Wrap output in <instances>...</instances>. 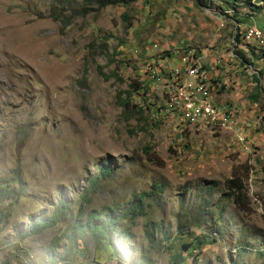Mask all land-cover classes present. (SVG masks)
Masks as SVG:
<instances>
[{"label":"rangeland","instance_id":"1","mask_svg":"<svg viewBox=\"0 0 264 264\" xmlns=\"http://www.w3.org/2000/svg\"><path fill=\"white\" fill-rule=\"evenodd\" d=\"M91 1L74 0L90 13L63 30L50 15L54 0H0V181L20 167L28 183L17 204H0V264H171L178 254L184 264H264V79H254L264 71L262 41L247 39L221 0ZM249 4L235 0L263 30L264 9ZM107 35V52L90 56ZM201 53L214 95L241 126L199 116L183 123L172 112L171 70ZM134 81L149 93L134 94L145 113L128 126L117 95ZM235 174L248 212L226 190ZM153 184L164 190L145 198V216L121 220L107 239L72 241L81 207L84 220L107 207L119 216ZM62 199L67 217L44 227Z\"/></svg>","mask_w":264,"mask_h":264},{"label":"trees","instance_id":"2","mask_svg":"<svg viewBox=\"0 0 264 264\" xmlns=\"http://www.w3.org/2000/svg\"><path fill=\"white\" fill-rule=\"evenodd\" d=\"M227 0L226 3L221 0L220 2L227 5L226 8H229L233 11L231 18H234L235 22L242 24H247V21L249 22V18L246 17V19H243L244 15L238 13L237 8H235V0ZM250 1L249 7L257 10H263L264 7H262L260 4L264 2L258 1L255 6H253V0H247V2ZM121 0H101L99 1V6L101 8H104L111 4H117L120 3ZM74 0H54V7L51 11V18L54 20H60L63 30L70 27L73 20L78 16H86L90 13V10L81 7L76 8L73 6ZM90 3L93 4V2L90 0ZM233 4V8L231 9L230 5ZM220 9V7H219ZM68 12V13H67ZM242 18V19H241ZM247 20V21H246ZM243 28V26H241ZM243 33L242 30L240 33L237 34V40L238 42H242ZM111 39L109 35L103 37V41L100 44L92 43L90 47V56L96 57L98 55H104L108 50V42ZM258 50V48H256ZM262 53V56H264V51H260ZM258 59H260L259 54L255 51L254 53ZM261 70V69H260ZM98 73L105 79L109 80L111 76L106 75L104 73V68L102 66H97ZM88 70L87 68L84 69V78L87 77ZM258 73V74H257ZM255 75V80L257 84H260V80L264 79V71L261 70L257 72ZM119 78V77H118ZM137 92H142L144 94L149 93V88L147 87V84H143L140 81H134L129 84V90L120 92L117 95V103L122 108V115L123 119L126 122L128 126L131 125V121L136 119L138 113H140V117H142V114L145 113L144 108L138 104H136L133 101V96ZM128 133L130 135H135L136 131L129 129ZM149 148H145V151L147 152ZM110 169L109 167H103L102 174L105 176H108ZM8 180H1L0 181V204L10 201L9 206H14L17 204L20 199L28 194V183L25 181L23 177V172L20 167L12 171V176ZM226 190L229 191L231 196H233V201L236 207L244 212L250 211V203L248 201L244 180L239 175H234L231 179L227 180L225 183ZM164 190V185H158L153 184L152 190L150 192H141L139 194L134 195V201L132 204L123 212L122 215L117 216V213L119 210H114L112 208H104L100 211L93 210L88 214L86 219L84 220V210L83 207L80 208L78 211L74 223L69 228V233L72 241L74 243H78L79 241L83 240L84 237L88 234H91L97 238L101 239H107L111 236L112 233H115L117 231V226L123 219H134L138 216H145V198L151 197V196H157ZM83 202H89L87 191L85 195H83ZM83 206V204L81 205ZM68 208L69 204L66 199H62L61 202L56 206L54 215L49 219V221L44 223V227H52L55 226L61 219H65L68 214ZM10 209L7 211L9 214ZM264 220V216H263ZM148 238L150 240H153V233L148 234ZM199 241V240H198ZM202 242L199 241V245H201ZM190 248V245H184V248ZM186 262V257H184L182 254L175 255L173 258L171 264H184Z\"/></svg>","mask_w":264,"mask_h":264},{"label":"built area","instance_id":"3","mask_svg":"<svg viewBox=\"0 0 264 264\" xmlns=\"http://www.w3.org/2000/svg\"><path fill=\"white\" fill-rule=\"evenodd\" d=\"M235 25H244L247 39L262 40L264 46V28L263 30L258 28L256 22L247 21V24L235 23ZM233 43L235 44L234 37ZM206 57L205 53L186 54L182 65L171 70L173 82L170 85L178 87V99L172 112L180 117L183 123H186L187 118L205 116V119L219 118L222 122L239 125L231 105L216 104L214 83L210 79V71L207 70L204 61Z\"/></svg>","mask_w":264,"mask_h":264},{"label":"crops","instance_id":"4","mask_svg":"<svg viewBox=\"0 0 264 264\" xmlns=\"http://www.w3.org/2000/svg\"><path fill=\"white\" fill-rule=\"evenodd\" d=\"M205 55H207L206 53H205ZM206 62V61H205ZM210 64H211V62H209V63H207L206 62V65H207V70L208 71H210V74H213V75H211L212 77L214 76V72L212 73L211 72V67H210ZM263 67L262 68H264V62H263V65H262ZM177 67V66H176ZM257 73V72H256ZM217 75V73H215V76ZM214 82H215V79H214ZM223 83V82H222ZM224 84H226L225 82H224ZM214 90H215V93H216V91H217V89H216V84H214ZM219 99H217V95H216V104L217 105H219V106H223V105H226V104H228V103H222L221 101H218ZM230 105V104H229Z\"/></svg>","mask_w":264,"mask_h":264},{"label":"bare ground","instance_id":"5","mask_svg":"<svg viewBox=\"0 0 264 264\" xmlns=\"http://www.w3.org/2000/svg\"><path fill=\"white\" fill-rule=\"evenodd\" d=\"M262 41V40H261ZM234 109V108H233ZM238 111V110H237ZM237 111H236V113H237ZM200 118H203V119H205V116H199ZM209 120H211L212 122H215V124L218 122V123H221V119H219V118H211V119H209ZM225 123V122H224Z\"/></svg>","mask_w":264,"mask_h":264}]
</instances>
